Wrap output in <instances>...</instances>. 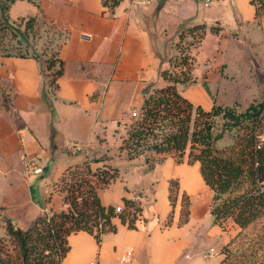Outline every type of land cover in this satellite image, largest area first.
I'll return each mask as SVG.
<instances>
[{
	"label": "crops",
	"instance_id": "1",
	"mask_svg": "<svg viewBox=\"0 0 264 264\" xmlns=\"http://www.w3.org/2000/svg\"><path fill=\"white\" fill-rule=\"evenodd\" d=\"M147 1L122 0L109 9L102 0H15L8 10L11 21L33 18L36 26L52 25L64 66L56 98L47 93L43 100L45 58L0 55V217L24 229L36 217L66 209L52 183L68 166L92 159L103 160L92 169L105 163L119 173L98 189L101 204L122 207L128 199L141 208L133 228L113 218L116 232L103 234L99 245L87 232L71 234L62 264H218L222 248L240 231L232 221L224 230L214 224L212 192L197 164L167 157L149 168L144 156L128 159L119 149L131 113L139 114L144 96L166 84L160 77L169 67L162 60L167 51L166 29L159 22L163 7ZM229 4L231 19L218 16L214 23L223 35H241L230 51L238 55L245 47L248 56L264 54V17L257 23L249 0ZM186 23L177 22L169 37H177ZM194 77L196 83L178 85L180 93L209 111L217 104L203 87L210 79ZM171 180L178 183L174 209ZM183 195L190 207L181 225ZM12 217L29 218L23 228Z\"/></svg>",
	"mask_w": 264,
	"mask_h": 264
},
{
	"label": "trees",
	"instance_id": "2",
	"mask_svg": "<svg viewBox=\"0 0 264 264\" xmlns=\"http://www.w3.org/2000/svg\"><path fill=\"white\" fill-rule=\"evenodd\" d=\"M14 1L0 0V55L26 58L29 57L26 50L22 51L17 45H5L1 35L9 28L1 14L5 4ZM121 1L102 0V3L113 9ZM249 3L254 7V18L259 23L264 17V0H249ZM34 25L33 18L25 21L24 34H33ZM10 31L16 32L11 27ZM220 31L221 28L204 23L180 30L175 43L177 54L168 60L169 67L160 71L165 86L155 87L144 96L140 112L128 126L119 149L128 159L152 152L159 162L172 157L177 163L197 164L203 182L212 192L210 213L214 224L224 230L226 222L232 221L240 229L222 248L224 257L218 264H264V255L260 254V251L264 252V235L251 238L244 233L264 219V103L252 105L243 113L215 103L205 111L178 90L180 84L197 82L190 49L199 47L207 33L218 35ZM58 46L55 42L54 53L45 58L40 68L43 100L47 93L56 98L58 79L63 74L64 63L55 51ZM203 87L209 93L206 83ZM219 121L223 131L233 132L232 143L222 150L215 148L216 138L213 137ZM146 161L152 168L153 164ZM99 162L103 160H84L68 166L52 183V191L63 194L66 209L36 217L25 229L14 228L7 221L5 241L12 245L14 254H8L4 240L0 239V264H62L70 248L68 237L71 234L87 232L99 245L103 234L116 232L113 218L117 217L129 228L134 227L135 218L141 212L135 202L124 199L119 212L114 206L101 204L98 189L107 187L119 173L105 163L91 168L92 163ZM177 193L178 183L171 180L169 201L173 209ZM189 207V198L183 195L179 224L187 223ZM231 256L237 259L232 261Z\"/></svg>",
	"mask_w": 264,
	"mask_h": 264
},
{
	"label": "rangeland",
	"instance_id": "3",
	"mask_svg": "<svg viewBox=\"0 0 264 264\" xmlns=\"http://www.w3.org/2000/svg\"><path fill=\"white\" fill-rule=\"evenodd\" d=\"M147 2L151 7L161 5L163 7V16L159 22L166 29L167 51L165 58L162 60H167V62L168 59H172L177 54L175 43L178 38L171 39L168 35L173 34L177 22H188L181 29L196 23L219 27L218 23H214L218 16L226 19L232 17L229 0H211L207 6H205V0H148ZM9 5V3L5 4L4 12L1 14V17L6 18L9 25V28L1 33V35L3 34V43L10 46H20L22 51H27L28 56L38 57L41 61L48 58L50 54L54 53L55 49L54 37L56 32L52 25L45 24L40 27L35 24L33 34H24V22L9 19ZM249 5L251 4L249 3ZM10 27L15 29V34H12ZM217 36H220V39H225H214L211 34L205 37L199 47L190 49V53L194 55L195 60L193 75L200 76V81L210 79L207 87L211 98L217 102V105L233 108L237 113L245 112L252 105L257 106L264 103V54L248 56L244 47L241 49V53L234 55L230 50L234 48V44L237 43L235 41L240 39L241 35L238 33L223 35L219 32ZM18 42H20L19 45ZM43 53L45 54L43 55ZM180 89L181 87H178L179 92ZM135 119L136 117L131 113L128 126ZM220 123L219 121L218 126L213 131V137L216 138L215 148L218 150H222L232 143L231 136L233 134V132L223 131ZM262 138H264V129ZM143 156L152 164L159 163V158L152 152H147ZM7 218L0 217V239L4 240L8 254L13 255L12 245L5 241L7 239L6 223L9 220ZM12 218L24 228L23 224L29 217ZM263 227L264 219H261L254 227L244 233L251 238L261 234L264 235ZM260 254L264 255V252L260 251ZM236 259L235 256L230 257L232 261Z\"/></svg>",
	"mask_w": 264,
	"mask_h": 264
},
{
	"label": "built area",
	"instance_id": "4",
	"mask_svg": "<svg viewBox=\"0 0 264 264\" xmlns=\"http://www.w3.org/2000/svg\"><path fill=\"white\" fill-rule=\"evenodd\" d=\"M210 1H211V0H205V6H207L208 3H209ZM132 115L135 116V117L138 116V114H137V113H134V112L132 113ZM34 173H35V174L41 173V169H35V170H34ZM121 209H122V207H116V211H117V212H119ZM209 253H210V254H211V253H214V250H213V249H210ZM124 261L127 262L128 259H124Z\"/></svg>",
	"mask_w": 264,
	"mask_h": 264
},
{
	"label": "water",
	"instance_id": "5",
	"mask_svg": "<svg viewBox=\"0 0 264 264\" xmlns=\"http://www.w3.org/2000/svg\"><path fill=\"white\" fill-rule=\"evenodd\" d=\"M145 94H147V92Z\"/></svg>",
	"mask_w": 264,
	"mask_h": 264
}]
</instances>
